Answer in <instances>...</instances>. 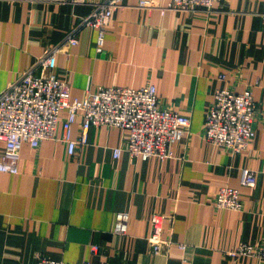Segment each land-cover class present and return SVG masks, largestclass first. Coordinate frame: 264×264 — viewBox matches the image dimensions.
I'll return each mask as SVG.
<instances>
[{"label":"crops","instance_id":"crops-1","mask_svg":"<svg viewBox=\"0 0 264 264\" xmlns=\"http://www.w3.org/2000/svg\"><path fill=\"white\" fill-rule=\"evenodd\" d=\"M108 0H0V92L59 46L54 73L69 97L97 87L154 85L160 107L189 117L188 133L161 161L132 159L113 149L126 134L91 127L87 144L68 156L66 145L23 143L15 176L0 173V264H37L39 257L90 264H264L228 257L242 244L264 245V0H221L211 12L165 11L170 0H122L112 11L103 54L82 19ZM151 1L152 8H139ZM73 34L78 43L69 46ZM225 75L224 81L218 75ZM217 89H250L257 106L255 137L241 154L202 138ZM66 118L62 112L59 121ZM80 119L72 126L79 134ZM4 144L0 142V155ZM255 172L253 188L240 171ZM239 191L241 211L213 207L217 190ZM128 215L114 235L115 215ZM164 217L169 241L154 255L150 219ZM180 246L183 248L180 249ZM96 247V252H91Z\"/></svg>","mask_w":264,"mask_h":264},{"label":"built area","instance_id":"built-area-1","mask_svg":"<svg viewBox=\"0 0 264 264\" xmlns=\"http://www.w3.org/2000/svg\"><path fill=\"white\" fill-rule=\"evenodd\" d=\"M122 0H108L95 7L90 15L82 19L81 25L96 32L97 54L104 53L105 33L112 11ZM221 0H170L161 12H211ZM151 1H140L139 8H152ZM154 8V7H153ZM65 43L75 46L77 37L69 34ZM61 47L48 49L35 65L0 92V142L4 144L0 155V173L17 175L20 149L23 143L36 149L46 140H58L56 131L61 128L59 140L66 145L68 156L87 144V133L91 127L115 128L126 134L124 146L113 149V157L118 159L126 152L132 159L146 161L152 158L164 161L172 157L170 146L180 142L188 133L189 117L159 106L156 88L146 85L135 89L130 87H97L82 98H70L66 83L54 73L56 56ZM225 75H218L224 81ZM66 118L59 121L60 114ZM257 106L250 89L235 93L229 89H217L208 108L202 138L215 147H220L232 155L246 151L255 137L253 127ZM80 119L79 134L72 138V126ZM256 184L255 172L242 169L240 185L253 188ZM213 207L220 210L238 212L242 209L239 191L231 187L217 190ZM164 217L154 215L150 219V232L146 240L154 255L165 251L169 241L161 237ZM128 215H115L113 234L125 235ZM183 247L180 246V249ZM91 247V252H96ZM230 258H258L264 260V245L242 244L227 253ZM37 264H90L67 263L48 257H39Z\"/></svg>","mask_w":264,"mask_h":264}]
</instances>
